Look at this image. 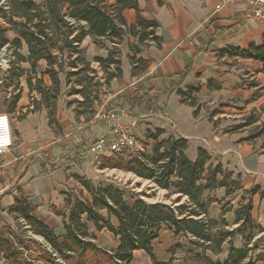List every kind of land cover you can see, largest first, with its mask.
I'll return each instance as SVG.
<instances>
[{"label": "crops", "instance_id": "crops-1", "mask_svg": "<svg viewBox=\"0 0 264 264\" xmlns=\"http://www.w3.org/2000/svg\"><path fill=\"white\" fill-rule=\"evenodd\" d=\"M218 1L161 0L158 4L156 0H138V15L158 24L155 34L160 38L159 46L151 41L137 45L140 52L136 57L148 61V66L134 75L129 62L132 52L121 50V76L108 83L94 58H106L111 44L105 41L104 46H97L86 36L80 47L84 49V58L90 62V68L95 71L94 82L98 84L93 93L95 98L90 100V106H79L83 97L70 94V90L81 87L62 82L64 89L61 85L51 125L38 93L23 88L14 105L0 111L9 114L13 136L12 148L0 156V204L3 209L10 207L14 198L21 195L34 206L33 215L37 219L53 229L56 235L63 234L59 213H67L65 200L68 196L79 197L80 191L87 196L77 178L95 185L104 172L98 168L100 160L95 159L87 148L107 133L108 112L120 110L125 113L124 121H137L135 135L137 140H147V149L154 140L146 139V135L160 130L162 135L158 141L169 137L187 141L185 154L189 160H195L198 149H203L210 155V163H220L232 173L241 187L234 193L235 197L225 198V190L219 188L206 192L204 200L209 195L217 201L228 202L231 210L223 218L230 229H234L237 226L234 210L241 196L246 198V192L254 187L264 192V144L254 138L247 139L240 129L220 124L230 123L235 117L226 114L229 112L219 113L215 108L226 96L247 98L254 94L251 103L260 102L263 96L255 92L258 89L259 93L264 92V74L259 62L218 54V51L226 48L245 50L251 44H263L264 23L246 20L241 2L215 10ZM122 15L128 25L137 16L133 9L124 10ZM125 40L127 45L136 44L132 37L127 36ZM188 90H193L190 95L193 104L178 94V91ZM6 100L7 95H0V107ZM243 106L248 104L239 107ZM250 197L251 217L263 227L264 198L259 193ZM220 208L221 203L212 202L209 218L219 219L222 216ZM163 232L172 233L161 225L153 242ZM114 239L117 246V239ZM257 239L258 248L253 258L264 253V233ZM231 244L238 249L243 246V241L235 236ZM228 249L229 243L225 242L221 253L212 256L213 259L222 261ZM141 253L144 252L134 251L133 257Z\"/></svg>", "mask_w": 264, "mask_h": 264}, {"label": "trees", "instance_id": "trees-1", "mask_svg": "<svg viewBox=\"0 0 264 264\" xmlns=\"http://www.w3.org/2000/svg\"><path fill=\"white\" fill-rule=\"evenodd\" d=\"M156 2L162 3L161 0ZM126 9H133L137 14L130 25L122 15ZM138 11V0H0V20L15 33L10 41L6 36L8 29L0 27V49L12 44V56L18 70L16 80L24 73L36 75L38 62H46L44 73L35 79L34 85L29 76L25 82L29 89L40 95L50 125L55 119V105L62 82L81 87H72L70 90V94L83 97L79 106L88 107L90 100L95 98V88L98 86L94 82L95 71L90 68V62L84 58V49L80 47L86 36L97 46H104L105 41L111 44L106 58H94L105 74V83L121 76L120 54L116 48L123 37L136 40L133 46L128 43L132 48V56L129 57L131 74L141 72L148 66V61L136 57L140 52L137 45L151 41L159 46L160 38L155 34L158 24L141 18ZM21 42L26 45L27 56L21 55L18 50ZM55 53L60 56L66 53L67 62H58ZM218 54L257 61L264 74V43L259 46L251 44L245 50L226 48L219 50ZM21 62L29 63L30 68H20ZM45 76L50 81L49 86L44 84ZM60 76H64V80ZM192 91H178V94L184 101L193 104L190 96ZM19 97L20 94L13 96L11 105ZM161 135L160 130L147 134L146 139H152L154 143L147 149L149 144L147 140L144 141V152H120L101 158L98 168L126 172L148 181L155 188L167 191L166 198L175 195V206L146 203L140 198L129 203L126 191L113 183L93 185L86 179L77 178L87 196L84 197L80 191L79 197L68 196L65 200L67 213H59L63 234L56 235L53 229L37 219L33 215L34 206L21 195L14 198L8 208L9 213L24 221L29 230L42 237L58 258L67 264H129L133 252L137 250L149 256L152 264H158L152 252V242L158 237L161 225L178 239L169 252L174 256L179 250L183 255L181 264L264 263V253L252 257L258 245L257 241L252 244L251 241L256 232L264 233V226L257 225L251 218V202L234 210V223L237 226L230 229L223 218L231 210L229 203L217 201L209 195L204 200L206 192L219 188L225 190V198L231 197L241 189L238 180L233 179L232 173L220 163H210L211 157L205 150L198 149L196 159L191 161L185 154V139L169 137L158 141ZM246 193L250 196L259 193L264 198V192H260L257 187ZM212 202L221 203L222 216L219 219L208 216ZM104 229L117 239V246L112 251L104 250L95 243L94 232ZM235 236L242 239L241 248L232 246ZM225 242L229 243L226 258L222 261L213 259L212 256L221 253ZM0 246L4 247L2 253L6 260L16 257L14 253H8L3 241H0ZM39 253L49 254L46 249ZM18 255L17 264L32 263L23 252L19 251ZM37 256L36 259L33 257L34 260L40 258L47 263L46 256ZM165 264H173V260Z\"/></svg>", "mask_w": 264, "mask_h": 264}, {"label": "rangeland", "instance_id": "rangeland-1", "mask_svg": "<svg viewBox=\"0 0 264 264\" xmlns=\"http://www.w3.org/2000/svg\"><path fill=\"white\" fill-rule=\"evenodd\" d=\"M0 27L7 28L8 30L6 31V36L10 41L13 40V38L15 37L14 31L9 29L8 25H6L2 20H0ZM125 39H127V36L123 38L122 43L116 48L120 54L121 50H132V48L127 45V41ZM21 44L22 45L18 50L21 55L27 56L28 53L26 45L24 42H21ZM12 54L13 47L11 43L6 46L4 51L0 49V95H7V100L5 101L6 103H4L2 107H0V111L7 110V108L11 106L12 97L16 94H21L23 88L28 89L25 82V78L27 76L30 77L31 83L32 85H34L35 79L39 78L40 75L44 73L46 68V62L40 61L36 68V75L32 73H24L18 78V80H16L15 75L18 73V70L16 68V60L12 56ZM55 55L57 56L58 62H67L66 53H64L63 56H60L58 53H55ZM19 67L26 70L30 68L29 63L24 64V62H21L19 64ZM60 77L62 79V76ZM43 81L46 86L50 85L48 77L45 76L43 78ZM62 89H64L63 85ZM258 91L259 89L255 93L259 94V96H263V98H261L260 102H258L257 104L251 103V97L254 96V94L251 95V97L249 96L247 98H243L242 96H239L237 98L236 96H232V98H230L226 96L222 98L221 101L219 100L220 102L218 101L219 103L217 104L215 110L219 113L229 112L226 114L235 117L231 120L230 123L220 124L235 127L236 130L240 129L241 132L245 133L244 135H246L247 139L254 138L257 141L259 140L260 143L264 144V92L259 93ZM231 104H234L237 107H232ZM242 104H248V106H243L240 108L239 106ZM138 142L140 143V145H144V141L138 140ZM103 171L104 172L102 173V177L97 181V184L95 185L113 183L121 187L126 191V200L129 203H131L133 199L140 198L146 203L158 202L169 204L172 206L176 205L175 195H172L169 199L166 198L167 191L155 188L152 183L142 181L132 174L118 170L106 169ZM235 196L236 195L233 194L231 197ZM183 201L184 200H182L181 203ZM249 201L252 205L251 197L249 194H247L246 198L241 196V199L236 208H238L240 205H245ZM8 208L9 207L5 208L4 210L2 205L0 204V241H3L5 243V248L7 247L9 251L8 253H14L16 257L12 258L11 260H6L2 253L4 251V247L0 246V264H17V262L12 263V261H18L19 251L23 252L24 256L27 257L28 260L32 261L31 264H67L66 262H63L60 258H58V256L52 251L51 247H49V245L42 237L34 235L29 230L28 225H26L24 221L18 220L14 215L10 214ZM253 220L257 225H259L256 219ZM94 235L96 245L101 247L102 249L112 251L116 248L114 236L107 230L104 229L102 232H94ZM259 235L260 233L258 232L254 234L251 244L255 241H257L258 243V239H255ZM176 243H178V239L169 232L161 233V237H159L157 241L153 242L154 257L158 264H165L170 260H173V264H181V259L183 257L182 253L177 250L176 254L172 256L171 252H169L171 247H173ZM41 248L48 250L49 254L47 253V256L45 254H40L39 252H41ZM37 255L41 257L46 256L45 260L47 261V263H44V261H42L40 258L39 260H34V258H38ZM253 255L254 253L252 254V257ZM129 264H152V262L149 256H147L145 253H141L136 254L134 257H132Z\"/></svg>", "mask_w": 264, "mask_h": 264}, {"label": "built area", "instance_id": "built-area-1", "mask_svg": "<svg viewBox=\"0 0 264 264\" xmlns=\"http://www.w3.org/2000/svg\"><path fill=\"white\" fill-rule=\"evenodd\" d=\"M243 3V17L264 23V0H219L214 6L219 10L223 5L231 3ZM1 50H5L3 47ZM124 111L113 110L106 115L108 120V131L98 137L87 148L95 159L107 158L120 152L138 154L144 152L142 145L137 140L135 129L137 121L129 119L124 121ZM13 146L11 119L9 114L0 113V156L7 153Z\"/></svg>", "mask_w": 264, "mask_h": 264}]
</instances>
